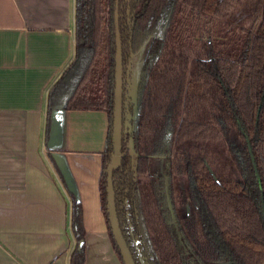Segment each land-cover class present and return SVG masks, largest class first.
Returning <instances> with one entry per match:
<instances>
[{"label":"trees","instance_id":"1","mask_svg":"<svg viewBox=\"0 0 264 264\" xmlns=\"http://www.w3.org/2000/svg\"><path fill=\"white\" fill-rule=\"evenodd\" d=\"M180 1L75 0V56L48 92L46 142L55 110H101L107 114V142L99 190L111 243L121 262L107 207V171L114 150L117 30L124 74L127 69L129 72L133 55L150 42L135 101L129 105L130 110H138L148 91V66L161 51L165 34L175 27V7ZM182 3L210 17L209 27L204 29L206 33L199 38L206 49L222 48L212 28L214 20L231 14L239 0H182ZM255 29L259 37L253 44ZM242 31V40L232 48L238 63L233 78L228 65L217 59L196 62L198 70L218 88L232 124L221 126L184 120L173 171L189 177L200 207L203 231L215 243L219 260L230 264H264V58L255 83L250 81L248 69L255 44L261 43L264 52V5L261 16ZM125 85L124 81V88ZM121 155V165L113 172L116 209L122 234L136 263L141 264L133 246L137 241L142 248L143 264L150 257L152 264H197L187 251L178 225L170 224L174 197L170 162L167 161L165 175L145 182L139 179L150 173L151 161L148 157H137L132 163L125 136ZM69 196L70 226L75 239L70 264H86L83 205L72 193Z\"/></svg>","mask_w":264,"mask_h":264},{"label":"crops","instance_id":"2","mask_svg":"<svg viewBox=\"0 0 264 264\" xmlns=\"http://www.w3.org/2000/svg\"><path fill=\"white\" fill-rule=\"evenodd\" d=\"M168 42L149 64L145 104L136 116L137 151L160 162L173 152L168 110L184 88L178 124L193 117L186 112L189 86L174 84L172 74H187L195 54L173 35ZM74 56L75 0H0V264H70L75 247L71 202L53 161L83 205L87 264H122L111 243L99 190L107 114L55 111V130L50 143L45 141L48 92ZM183 58L185 69L174 71L171 62Z\"/></svg>","mask_w":264,"mask_h":264},{"label":"flooded vegetation","instance_id":"3","mask_svg":"<svg viewBox=\"0 0 264 264\" xmlns=\"http://www.w3.org/2000/svg\"><path fill=\"white\" fill-rule=\"evenodd\" d=\"M239 2L240 3L237 4L236 8L233 10V12H231V14H228L227 16H217L216 19L214 20V25L212 26L214 33L218 36L219 44L221 45L222 48L225 47V49L218 48V49H215L213 51H208L206 49V47L204 46L205 44L203 42H201L199 39L198 40L195 39V43L198 46L196 44H193L192 47H189V48L193 49V52H190V51L189 52L191 54L194 53L195 56H197L196 57L197 59L193 62H188L189 65L186 67L187 68V74L185 73V74L179 75L177 73V71H175L174 68H172L175 71L172 74L173 76L171 75L172 80L181 81L183 84V87H184V84L186 86L187 85L189 86L190 92H189L188 105L191 101H193L198 105V107L200 106L201 112L197 113V115H199L202 119L200 121L195 120L194 115H196V114H193V112L188 113L187 112L188 105H187V107H186L187 115H189V116L191 115L193 117L184 118L178 124V121H179L178 119L180 118V116L182 114L181 108L183 107V109H184V104H185V101L183 103V100H184L183 97L185 96V88H184V91L181 92L182 94L179 93L180 95L178 94L179 96L177 95L175 97V99H173V102L171 104V108L168 110V113L170 112L171 120H172L171 128H170V134H171L170 135V142L173 144L174 148H173V152L167 154L162 159H159L162 162L156 160L152 156H149L146 154H141L137 151L138 149H137L136 116L139 113V111H141L143 109V106L145 104L146 94L144 96L143 104H142L141 108L138 110H136V109L130 110L129 109L130 103L131 102L134 103V101H135V92H134V89L132 88V83H131L132 79H133V73H129L128 69H127L125 74H124V81L126 82V85L124 88L123 111H122V124H123L122 145H123V136H125L126 147L128 148V153L132 158V163L134 162V160L137 157H148L150 159V161H151L150 173L147 176L140 177V179H139L140 181L149 182V181L156 180V178L159 176L165 175V173L167 171V166L169 164L170 173H171V182H172L173 189H174V197L172 200L173 201V212H172L173 217H172V222L170 224L171 225H175V224L178 225V229L181 232V235L185 241V246L187 248V251L195 257L197 264H204L202 259L206 258L207 254L205 255V253L203 254L202 252H200L201 251L200 248L198 249V247L193 243L190 235L187 232L186 224L188 223L194 229V234L199 239V233L197 232V227H195V224L190 221V219L192 217V216H190L191 207L187 210V212L190 216L189 219L187 221L184 220L186 214L184 212L185 209H183V208H185L190 202L189 201V199H190L189 193H191L192 198H194L192 200V204L194 202L195 205L197 206L198 230L201 231V233L205 236V238L209 242V244H211L214 247V251H215V254L217 257L216 263H218V264H230V263H226L224 261L219 260L218 251H217V247H216L215 243L211 239H209V237H207L203 231L201 217H200V207H199L197 198L191 189L189 177L187 175H184V174H175L173 171V164H174V159H175L176 152H177V142H178V138H179V132H180L181 124L184 120H191V121H196V122H200V123H206V124H212V125H221V126H231V124H232L230 117L226 112L225 105H224L222 96H221L218 88L208 78V76L206 74H204L198 70L196 62L198 60L207 61V60H211V59H217L218 62H220L222 64L223 61L229 60L226 57L222 56V53H224L227 49H229V50H231V54L233 55V59H231V60L233 61L234 64H228L227 68L230 70V75H233V76L236 75L235 72L237 71L236 66L238 65V63H237V60L235 58L234 52L232 51V48L234 46L238 45L240 43V41L242 40L243 28L248 29L254 23V19L258 18V16H261L262 11H263V5H264V0H255V1H247V0L241 1V0H239ZM192 13H194V16L192 15ZM197 13H201V15H198ZM174 19H175V27L170 32L166 33L165 36L163 37L164 44L169 43L168 41L171 40V37H169L170 34H173V38L175 41H178L179 39L185 37L186 29H183L184 25H185V23H184L185 21H188V22L193 21L192 23H194V25H196L194 27V29H195L194 36H197L196 34H198V33L200 35L205 34L206 32H204V29H207L209 27L208 21H209L210 17L207 16L206 14L204 15V13L202 14V12H200V10H198V9H195L189 5L182 3V0H181L177 4V7H175ZM225 22L227 23L226 26L221 28L222 25L225 24ZM258 23H261L260 18L258 19ZM234 33L237 37V40H234L233 42L229 43L227 40ZM254 33H255V36H254L253 44L255 43L256 39L259 37V34L256 33V29L254 30ZM167 34H169V35H167ZM227 34H229V37L227 36ZM180 44L186 48V45H184L182 43H180ZM251 52H252V49H251ZM251 52H250V54H251ZM179 61H183L184 64L187 62L186 59H184V58L182 60H179ZM175 62L176 61L173 60L171 62V65ZM184 66L182 68L185 69ZM191 67H192V70H191ZM191 74L194 76V79H191V76H192ZM148 75H149V71H148ZM205 80L210 81V83L213 84V86L217 89V91L219 93V95H218L219 97L213 94V96L215 98H214V101L212 99V102H210V107H209L210 109L208 111H207L208 107L206 106V104H207L208 100H210L209 95L212 96V93L207 89L208 87L206 86ZM234 80H235V78H234ZM149 81H150V76H149ZM149 81H148V84H149ZM193 83L197 86H200V87L206 86L207 93L206 92L204 93V91L202 89L195 87L193 85ZM174 84H176V83H174ZM206 95H208V96H206ZM191 98H193L195 101ZM198 100L202 101L201 105L198 104ZM204 111L211 112V116L214 118L213 122H212V120L210 121L211 123L207 122L208 118H206ZM149 112H151V110H149ZM224 114L226 115V117L229 121L228 124L225 122L221 123V121H225ZM113 149H114V146H113ZM113 154H114V150H113ZM167 161L170 163L167 164ZM121 162H122V160H121ZM155 167L156 168L158 167L159 169L162 168L163 169L162 174L158 173L157 171L153 172V168H155ZM178 176H186L187 177L189 190L180 189L177 186L176 178ZM113 187H114V178H113ZM114 192H115V190H114ZM115 204H116V201H115ZM116 211H117V209H116ZM118 220H119V218H118ZM109 223H110V221H109ZM119 225H120V222H119ZM120 229H121V227H120ZM124 239H125V237H124ZM201 239H199L200 244L203 245V247L205 248V251L207 253V248L205 247V243H203V241ZM190 241L192 243H190ZM193 245L196 247L197 251L202 255V257L200 256V254H198L194 250ZM133 246H134V249H136V255L139 257V262L141 264H143V258L141 259V257H140V254H142L141 253L142 248H141L139 242H137V241L134 242ZM130 252H131V250H130ZM141 260H142V262H141ZM134 261H135V259H134ZM122 262H123V260H122ZM145 262H146V264H152V258L151 257H150V259L145 258ZM135 263H136V261H135Z\"/></svg>","mask_w":264,"mask_h":264},{"label":"rangeland","instance_id":"4","mask_svg":"<svg viewBox=\"0 0 264 264\" xmlns=\"http://www.w3.org/2000/svg\"><path fill=\"white\" fill-rule=\"evenodd\" d=\"M192 22L193 21H189V22L188 21H185L184 22L185 25H184V28L183 29H186V35H185L184 38H181V39L178 40L180 43L186 45V51H190V52H193V49H191L189 47H192L193 44H196L195 43V39L198 40L202 36L199 33L196 34L197 36H194V32H195L194 27L196 25H194V23H192ZM226 24L227 23L225 22V24L222 25L221 28L225 27ZM169 34H167V35H169ZM172 35L173 34H170L169 37H172ZM227 36L229 37V34H227ZM234 40H237V37H236L235 33L233 35H231L228 38L227 41L229 43H231ZM178 41H177V43H178ZM147 48H148V44L145 45V47H143V49L138 54H136L133 57L132 66H133V78L134 79H136L137 76H138V74H140V72H141V67H142L143 59H144L145 53L147 51ZM260 48H261V43L255 44V51H254V53H252V55H251L252 57H250V61H249V65H248L249 66L248 69H249V73H250L249 74V79H250V81L252 83H255V81L257 80V78H258V76H259V74L261 72L262 59L264 58V52H262V50ZM222 56H224L227 59H229V60L223 61V63H224L223 65L224 66H227L228 64H234L233 61L231 60V59H233V55L231 54V50L227 49L224 53H222ZM196 57L197 56H194L192 62L197 59ZM183 66H184L183 61H179V60L172 64V68H174V70H178L179 68H182ZM233 77H234L233 75H230V78H233ZM191 79H194V76L193 75L191 76ZM193 85L195 87H198V88L202 89L204 91V93L206 92V86L200 87V86L195 85L194 83H193ZM214 89L218 93L217 89L212 84V90L214 91ZM217 93H214V95H217L218 96L219 93L218 94ZM206 96H208V95H206ZM214 98L215 97L213 96V93H212V96L209 95V99L210 100H208L207 104L210 103V102H212V99L214 101ZM191 99H193V98H191ZM207 104H206V106H207ZM187 112L188 113H192L193 112V114H196V115H194L195 120L200 121L202 119L199 115H197V113H200L201 112L200 106L198 107V105L195 102H193V101H191L189 103V105L187 107ZM208 120H211V119H208ZM223 122H225V121H221V123H223ZM154 171H157L158 173L162 174L163 169L162 168L159 169L158 167L157 168L155 167V168H153V172ZM176 183H177V186L180 189L189 190L188 179H187L186 176H178L176 178ZM189 194H190V199H189L190 202H189V204L185 208H183V209H185L184 212L186 214L184 220L187 221L189 219V217L192 216L191 219H190V221L195 224V227H197V232L199 233V239L202 238L201 240L203 241V243H205V247L207 248V253H206L205 248L203 247V245L200 244V241H199L198 237L194 234V229L188 223L186 224L187 232L190 235L191 240L193 241V243L198 247V249L200 248V250H201L200 252H202L203 254L205 253V255L207 254L206 258H204L205 260L202 259L203 260V263L204 264H218V263H216L217 262V257H216L215 251H214V247L211 244H209V242L206 240L205 236L201 233V231L198 230L197 206L195 205L194 202L192 204V200L194 198H192L191 193H189ZM190 207H191V209H190V216H189L187 210ZM190 243H192V242L190 241ZM193 247H194V250L198 254H200L197 251V249H196V247L194 245H193ZM200 256L202 257L201 254H200Z\"/></svg>","mask_w":264,"mask_h":264},{"label":"water","instance_id":"5","mask_svg":"<svg viewBox=\"0 0 264 264\" xmlns=\"http://www.w3.org/2000/svg\"><path fill=\"white\" fill-rule=\"evenodd\" d=\"M116 25L118 26V8L116 10ZM147 44H148V48H147V51L145 53V56L149 50L150 42H148ZM134 56L135 55H133V57ZM145 56H144V59H145ZM133 57H132V60H133ZM144 59H143V63H144ZM132 60H131L130 68H129L130 73H133ZM143 63H142L140 74H138L136 79L133 78L132 82H131L132 88L134 89V92H135V97H136L140 77L142 75ZM123 98H124L123 51H122V43H121L120 33L117 30L116 86H115V99H114L115 106H114V134H113L114 154L112 156L111 164L109 165L108 171H107V174H108V182H107L108 214H109V221H110V227L112 230V234L114 236V239L116 241L117 246L120 249L121 257H122L124 264H136L132 254H131L128 246H127V243L123 237L121 229H120L119 220H118L117 211H116V204H115V192H114V187H113V171L121 165V160H122L121 153H122V129H123V124H122ZM61 110L67 111L64 109H61ZM55 111H60V110H55ZM55 111L52 112V116H51L52 125H51L50 137L47 141L48 144L50 143L51 137H52L54 130H55V120H54ZM56 165H57V163H56ZM58 168H59V166H58ZM60 172L65 179L69 193H72L76 197V199L79 202H81L79 200L77 194L75 193V191L72 189L71 184H70L69 180L67 179V177L62 173V171H60ZM85 244H86V237H85ZM86 254H87V251H86ZM86 264H87V262H86Z\"/></svg>","mask_w":264,"mask_h":264}]
</instances>
